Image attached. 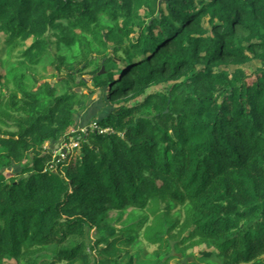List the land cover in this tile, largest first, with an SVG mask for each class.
Masks as SVG:
<instances>
[{"label":"trees","instance_id":"trees-1","mask_svg":"<svg viewBox=\"0 0 264 264\" xmlns=\"http://www.w3.org/2000/svg\"><path fill=\"white\" fill-rule=\"evenodd\" d=\"M158 1L0 0V256L122 264L142 236L160 259L264 264V0ZM77 87L104 92L109 130L54 158Z\"/></svg>","mask_w":264,"mask_h":264},{"label":"rangeland","instance_id":"rangeland-1","mask_svg":"<svg viewBox=\"0 0 264 264\" xmlns=\"http://www.w3.org/2000/svg\"><path fill=\"white\" fill-rule=\"evenodd\" d=\"M55 36H54V40H55ZM55 52V49L53 50ZM62 53H64V50L61 51ZM16 65V61L15 58H13L12 55L8 54L7 52L3 51V47H0V74H5L7 73V71L9 69H11L13 66ZM95 64L91 65L89 68H87V70H85L86 75H84L85 78H89L90 76L87 75L91 70H93L95 68ZM245 69L248 71L250 78V81H253L256 77V71L260 69V62L254 60L253 62H251L250 64H246L244 65ZM65 71L63 70L62 74H58V71H56L55 69H53L52 65L47 64V67H45V69L42 68L38 71L37 76L41 77H47V79L49 81H51L53 83V85L57 84V88L59 90L62 89L63 87V82L62 80H64L63 76L65 75ZM75 74H79L78 72ZM72 83L70 84V86H73L74 84L79 83V81L81 80V76L78 75V78L74 75L72 78ZM88 83L90 85V87H93L92 83L90 80H88ZM166 86V85H164ZM90 89L92 88H86V87H77L76 90L79 91L80 93H83L84 96V102L85 105L87 104V108L85 109H79L77 111L78 113V119L80 121V123L76 126H74L73 131L75 132H81L83 130H85V128L89 125H91L92 123L96 122L94 120H96V118L100 115H106L110 109L112 108L110 101L107 99L106 95L104 94L103 91L98 90L96 93L90 95V97H88L87 93H90ZM159 89V87H152L149 89V91H155ZM86 93V96H85ZM133 103V100L131 102H129V104ZM92 108V113L93 116L91 117V119L86 122V120H88L90 118V115H88L87 111L88 109ZM84 118H83V117ZM88 116V117H87ZM84 123V124H81ZM88 123V124H87ZM52 146V145H51ZM55 150L58 151V148H55ZM56 152V151H55ZM69 152V151H68ZM81 154L80 149H77L75 151V153L73 154L74 159L76 160L77 157ZM114 213H111V215H113ZM90 237L92 238L94 235L93 230H91L90 232ZM141 239L138 240V243L136 245V247L133 249V251L131 252V256L124 262H122V264H189L191 261H193L194 259H199V257H202L200 255L203 254H197L199 250H204V249H197L194 252H192V254L195 255V258L193 255L191 254H181L178 251H176L175 249H173L170 253V255L168 257H164L162 259L158 258L155 255V250L157 248L156 244H148L147 240L144 239L142 236L140 237ZM93 239V238H92ZM202 253V252H201ZM4 262V264H15L13 260H11V258H8L6 256H0V262Z\"/></svg>","mask_w":264,"mask_h":264},{"label":"built area","instance_id":"built-area-1","mask_svg":"<svg viewBox=\"0 0 264 264\" xmlns=\"http://www.w3.org/2000/svg\"><path fill=\"white\" fill-rule=\"evenodd\" d=\"M87 130H92V131H97L99 130V132H105L109 129H99L98 125L96 122L92 123L91 125L88 126V128L86 127L85 130L81 131V132H86ZM73 135L70 136V138L67 140H62L57 148L58 151L54 149V154L53 157H59L60 159L64 160L67 158L68 155H72L75 153V151L77 149H80V151L82 152V144H83V139L84 138L80 132H72ZM56 151V152H55ZM69 151V152H68ZM53 170H56V168L54 166H52Z\"/></svg>","mask_w":264,"mask_h":264},{"label":"water","instance_id":"water-1","mask_svg":"<svg viewBox=\"0 0 264 264\" xmlns=\"http://www.w3.org/2000/svg\"><path fill=\"white\" fill-rule=\"evenodd\" d=\"M162 1H163V0H159V1H158L159 6L161 5Z\"/></svg>","mask_w":264,"mask_h":264},{"label":"crops","instance_id":"crops-1","mask_svg":"<svg viewBox=\"0 0 264 264\" xmlns=\"http://www.w3.org/2000/svg\"><path fill=\"white\" fill-rule=\"evenodd\" d=\"M58 144H59V143H56V144L54 145V148H57Z\"/></svg>","mask_w":264,"mask_h":264}]
</instances>
